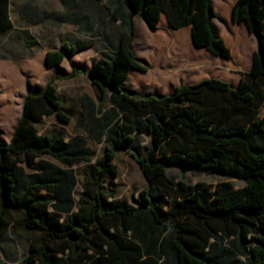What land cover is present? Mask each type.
I'll return each instance as SVG.
<instances>
[{
	"label": "trees",
	"instance_id": "1",
	"mask_svg": "<svg viewBox=\"0 0 264 264\" xmlns=\"http://www.w3.org/2000/svg\"><path fill=\"white\" fill-rule=\"evenodd\" d=\"M137 14L152 30L163 15L175 30L191 26L197 47L230 57L214 24L213 0H120L115 10L122 25L119 46L113 55L93 61L88 76L103 96L112 93L121 120L110 128L103 158L84 173L78 210L74 170L45 157L72 167L93 161L94 153L82 139L39 135L37 125L45 116L71 122L50 82L25 98L11 142L0 138V235L13 222L16 231L30 237L22 264H264V0H237L233 6L234 24L244 23L257 38L251 70L235 88L205 79L168 95L124 91L133 69L146 71L135 57ZM14 29L10 0H0V35ZM18 32L28 48L35 46L29 31ZM91 47L65 42L47 53L46 64L58 66ZM143 134L151 136L146 154L135 148ZM122 149L150 184L140 192L137 207L109 201L116 191L107 193L102 186L106 178L115 185V160ZM20 163L37 164L39 171L29 173ZM171 166L243 185L223 182L213 190L203 182H175L167 173ZM169 225L173 231L166 236ZM223 239L238 242L246 262L226 257L213 262Z\"/></svg>",
	"mask_w": 264,
	"mask_h": 264
},
{
	"label": "rangeland",
	"instance_id": "2",
	"mask_svg": "<svg viewBox=\"0 0 264 264\" xmlns=\"http://www.w3.org/2000/svg\"><path fill=\"white\" fill-rule=\"evenodd\" d=\"M236 1L213 0L218 14L214 19V24L219 36L230 50V57L224 61L225 58L211 54L208 71L203 76L194 79L193 82L214 79L235 88L241 78L250 72L254 53L257 50V38L245 31L246 27L244 29L236 24L234 26L229 21L230 6ZM111 2L115 3L116 10L120 0H111ZM60 3L61 0H13L15 4L13 20L17 30L6 36L0 35V138L2 137L8 143L11 141L14 129L12 127L21 117L25 97L29 93H41L48 83L54 82L63 102V109L70 115L71 122L65 124L58 121L55 116H45L37 125L39 134L60 135L66 140L82 139L85 148L94 153L93 161L72 167L60 164L51 156L45 157V160L56 166L74 170L77 176V187L74 192L75 211H77L81 194L84 191V173L91 171L96 162L103 158L110 128L121 120L119 109L112 101V93L102 95L87 76V66L103 54H114L119 46L122 25L115 23L108 31L80 30L74 23L75 16L61 15L63 9ZM27 6L29 10L25 9ZM25 10H28V13H24ZM19 11L22 13L19 14ZM134 23L136 29L135 57L139 65L146 68V71L133 69L122 89L143 97L159 95L155 93L158 88L150 85L146 79L155 80L152 76L155 72L154 57L148 50V43L153 39L154 32L140 14L135 16ZM18 30L30 32L31 39L35 42L33 48L26 46ZM65 42L70 44L89 42L92 43L93 48L80 53L79 57L73 58L72 61L65 59L59 66L46 68L47 52L58 50ZM232 44H234L233 47H231ZM150 55H152V62L149 61ZM76 68L82 69L84 74L71 77ZM150 139L151 136L148 134L141 135L135 148L141 154H146L150 148ZM115 163L118 168L115 185L113 186L110 179L106 178L102 183L103 189L107 193L113 189L116 191L115 197L109 198V201L137 207L140 192L150 188L149 181L127 149L117 152ZM19 166H23L29 173L39 171L37 164L31 168L22 163ZM167 173L175 182L183 180L191 185L203 182L210 185L213 190H216L217 186L223 182H233L236 188L243 185L240 181L230 180L222 175L183 172L174 166L168 167ZM60 216L62 219L68 217ZM172 231L173 227L169 225L165 232L166 236ZM238 244L233 239L220 241L217 250L212 254L213 262L225 257L229 260L246 262L245 257L239 252ZM167 257V254L162 253V259L165 260Z\"/></svg>",
	"mask_w": 264,
	"mask_h": 264
},
{
	"label": "crops",
	"instance_id": "3",
	"mask_svg": "<svg viewBox=\"0 0 264 264\" xmlns=\"http://www.w3.org/2000/svg\"><path fill=\"white\" fill-rule=\"evenodd\" d=\"M14 5L13 0H10V17L15 28L13 31L17 30L13 20ZM60 5L63 9L61 15L75 16L74 23L78 25L80 30L85 29L95 32L108 31L115 23H120V21H115V6L114 3L109 0H61ZM233 6L234 3L230 6L231 15L229 19L232 25H234L232 19ZM25 9L29 10L30 8L27 6ZM28 10H25L24 13H28ZM215 12L216 15H218L216 10ZM20 13H22V11H19V14ZM236 25L239 27L242 26L244 29L246 27L244 23ZM246 29L245 31H248ZM152 31L154 32L153 39L148 43V50L154 57L155 72L152 76L155 80L146 79L150 85L152 84L158 88V91L155 93L168 95L177 87L198 83L193 82V80L203 76L204 73L208 71L211 53L205 48H200L195 45L191 26L175 30L169 25L166 16L163 15L157 29ZM233 46L234 44L231 45V47ZM92 48L93 46L81 53L91 50ZM79 54L73 58L79 57ZM152 55H150L149 58L150 62H152ZM73 58L68 60L72 61ZM225 60L226 59H224V61ZM92 63L93 61L87 66V76ZM45 67L48 69L52 68L48 67L46 64V57ZM73 73H75V77L84 74L83 70L80 68H76ZM20 119L16 121L15 126L12 127L14 129L11 140ZM8 124L10 123L8 122ZM6 143L9 144L8 142ZM31 243L32 240L30 237L23 232L16 231L14 229V223L11 222L8 229L0 235V264H22L23 260L30 252Z\"/></svg>",
	"mask_w": 264,
	"mask_h": 264
}]
</instances>
